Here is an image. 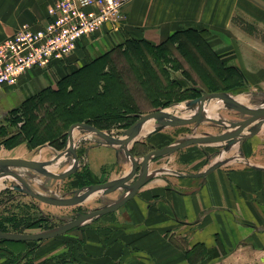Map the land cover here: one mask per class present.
Returning a JSON list of instances; mask_svg holds the SVG:
<instances>
[{
  "label": "crops",
  "instance_id": "obj_1",
  "mask_svg": "<svg viewBox=\"0 0 264 264\" xmlns=\"http://www.w3.org/2000/svg\"><path fill=\"white\" fill-rule=\"evenodd\" d=\"M50 4L51 0H0V42L24 25L43 27ZM123 15L119 29L102 33L94 42L106 45L103 39L121 41L126 34L156 43L189 29L208 31L219 38L210 46L230 48L234 82L229 95L246 89L264 95V0H134ZM94 46L92 41L84 42L79 50ZM72 57L50 71H33L18 86L0 90L15 91L55 73ZM212 106L215 112L221 105H205V119H213ZM221 122L217 125L231 128L241 121ZM156 124L155 120L145 123L138 137L147 138L153 146L149 153L174 145H158L157 140L168 138V133L164 129L154 132ZM253 125L244 130L246 136L241 140L202 144L213 146L207 152H201L199 144L190 145L151 161L147 183L119 210L39 241L33 253H24L17 264L264 263V121ZM251 128L258 132L248 137ZM100 148L107 146L87 151L91 180L106 183L131 172L132 161H123L120 168L104 175V167L114 159L101 158ZM0 264L11 262L4 258Z\"/></svg>",
  "mask_w": 264,
  "mask_h": 264
},
{
  "label": "rangeland",
  "instance_id": "obj_2",
  "mask_svg": "<svg viewBox=\"0 0 264 264\" xmlns=\"http://www.w3.org/2000/svg\"><path fill=\"white\" fill-rule=\"evenodd\" d=\"M104 40L108 42L106 45L92 41L94 47L79 50L65 67L55 73L15 91L0 90V159L51 162L47 168L55 165L56 168L50 172L62 174L74 164L72 154H66L68 131L76 122L92 124L119 138L124 137L127 129L140 117L149 113L165 111L187 118L197 112L198 106L188 107L194 100L207 93L230 94L234 82L230 78V48L210 46L219 40L211 32L191 30L172 41L156 43L130 38L126 34L121 41L114 38ZM231 96L237 100L242 97L243 101H238L246 107L264 108V95L257 92L237 90ZM216 103L221 106L219 111H213V119L239 122L249 117L217 100L207 101L206 107ZM177 107L181 110L178 111ZM160 127L156 124L155 129ZM162 129L167 131L168 138L157 140L161 142L160 147L191 137L219 135L225 132L224 129L228 132L234 127L224 128L206 118L201 124ZM76 130L79 136L75 139L74 135V141L79 169L71 177L56 180L38 171L18 167L9 168L10 171L21 176L34 192L52 198H72L78 190L83 192L91 185L101 184L104 181L90 179L87 151L104 142L96 134ZM106 146L100 148L99 156H110L114 161L104 167V175L120 168V162L130 163L124 149ZM199 147L201 152H207L213 146ZM129 149L140 158L154 148L147 144V138L140 137ZM0 176L3 180L0 225L9 230L5 233L13 235L53 231L80 215L118 201L126 194L124 189L110 194L99 192L80 205L56 207L23 193L18 179L1 172ZM38 243L0 244V258L9 257L8 253L12 252V262L17 264L20 262L18 253L32 254Z\"/></svg>",
  "mask_w": 264,
  "mask_h": 264
},
{
  "label": "water",
  "instance_id": "obj_3",
  "mask_svg": "<svg viewBox=\"0 0 264 264\" xmlns=\"http://www.w3.org/2000/svg\"><path fill=\"white\" fill-rule=\"evenodd\" d=\"M213 99H218L220 101H223L225 104L231 106L232 109L249 116L248 119L236 123L233 126L234 129L226 133H222L220 135H215V136L196 137L193 139L185 140L176 143L174 145H170L165 148L156 150L154 152L145 155L142 158L134 157L129 147L132 143L138 140V137L140 136L141 133V129L145 123H147L150 120H155L161 126L160 128L155 129L154 132L160 131L162 127H181V126H188L191 124H201L205 120V117L203 115L205 105L207 101ZM193 106H198V112L195 115L187 118L176 117L172 113H168L165 111L152 112L145 116H142L131 127L127 129L124 137H119V138L111 134H108L88 123H76L72 125L68 131L69 149L66 155L72 154L74 158V164L68 171L62 174H54L47 170V166L51 162L43 163V162H37L34 160H26L21 158L0 159V172L2 173V175H9L18 179L19 182L22 184L20 190L23 193L32 196L35 199L51 206L72 207L82 204L92 194L96 192H104L105 194H110L119 189H124L126 191V194L115 203L111 205H107L99 210L80 215L77 219L73 220L72 222L60 226L53 231L39 233V234H15V235L0 231V240H6L11 242L44 241L66 234L94 218L113 213L119 210L130 199H132L139 192V190L147 183L149 179V173H148L149 163L151 161H154L155 159H158L164 155L174 153L190 145L235 142L241 140L246 136L245 133L243 132L247 127L252 126L255 123L256 125L258 124L257 126H259L264 121V108L252 109L245 107L227 93H207L204 96L194 100L188 105V107H193ZM208 120L215 124H222L221 121L216 119H208ZM76 129H82L90 133L96 134L98 137H100L103 140L104 142L102 143L103 145L119 147L120 149H124L126 151L127 156L131 159L133 163L131 172L122 179L91 185L88 187L87 190L83 192L81 190H78L76 192V195L72 198H52L49 196H45L43 194L35 193L30 187V185L21 176H19L15 172L10 171L9 168L18 167V168H26V169L38 171L39 173L45 175L46 177H50L56 180H65L71 177L79 169V156L77 154L75 148V141H74V131ZM257 132H258V128L251 129L250 133L247 136L252 137ZM214 168L215 167L211 168L208 172H210ZM139 169L141 173L137 174Z\"/></svg>",
  "mask_w": 264,
  "mask_h": 264
},
{
  "label": "built area",
  "instance_id": "obj_4",
  "mask_svg": "<svg viewBox=\"0 0 264 264\" xmlns=\"http://www.w3.org/2000/svg\"><path fill=\"white\" fill-rule=\"evenodd\" d=\"M133 1L51 0L43 27L24 25L0 42V87L18 86L35 70L57 68L84 42L119 29L124 8Z\"/></svg>",
  "mask_w": 264,
  "mask_h": 264
},
{
  "label": "trees",
  "instance_id": "obj_5",
  "mask_svg": "<svg viewBox=\"0 0 264 264\" xmlns=\"http://www.w3.org/2000/svg\"><path fill=\"white\" fill-rule=\"evenodd\" d=\"M191 30H194V29H189V30H186V31H181V32H177V33H175L171 38H169L167 41H172L173 39H175L177 36H181V35H183L184 33H186L187 31H191ZM147 42V41H146ZM76 123H82V122H76ZM76 123H74V124H76ZM74 124H72V125H74ZM92 125V124H91ZM98 128V127H97ZM100 130H102L101 128H99ZM135 152H133L132 154L133 155H135L134 154ZM135 157V156H134ZM0 231H3V232H7V231H9L8 229H6L5 227H3L2 225H0ZM5 243H12V244H20V243H23V242H11V241H6V240H2V241H0V244H5ZM9 252V251H8ZM21 252V251H20ZM9 254V257L8 256H5L4 258H6L8 261H10L11 262V264H15V263H13L12 261L14 260V253H12V252H9L8 253ZM21 253H18V255L17 254H15V255H17L18 256V258H20V256H22V255H20ZM4 258H0V259H4Z\"/></svg>",
  "mask_w": 264,
  "mask_h": 264
},
{
  "label": "bare ground",
  "instance_id": "obj_6",
  "mask_svg": "<svg viewBox=\"0 0 264 264\" xmlns=\"http://www.w3.org/2000/svg\"><path fill=\"white\" fill-rule=\"evenodd\" d=\"M238 100L243 101V98H242V97H239ZM210 105H214V104H210ZM177 108H178V111L181 110V109H180L181 107H177ZM214 108H215V107L212 106L210 112H213ZM212 109H213V110H212ZM210 112H209V113H210ZM147 125H148V126H147ZM147 125L145 126V127H146L145 129H148V127H149L150 124H147ZM150 128H151V127H150ZM145 131H147V130H145ZM74 134L76 135V132H75ZM142 136H143V135H142ZM34 161H36V160H34ZM61 161H62V159H61ZM37 162H39V161H37ZM55 168H56V165L53 166V167H48L47 170H48V171H52V170H54ZM67 171H68V170H67ZM54 174H55V173H54ZM2 182H3V180H0V189L3 187V183H2ZM35 193H36V192H35ZM98 193H99V192H96V193L92 194L87 200L92 199V198L95 197Z\"/></svg>",
  "mask_w": 264,
  "mask_h": 264
}]
</instances>
